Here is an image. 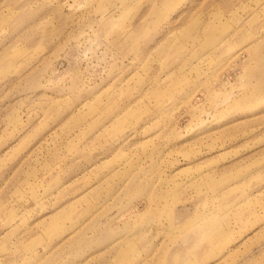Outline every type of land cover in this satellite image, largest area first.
<instances>
[{
	"label": "rangeland",
	"instance_id": "1",
	"mask_svg": "<svg viewBox=\"0 0 264 264\" xmlns=\"http://www.w3.org/2000/svg\"><path fill=\"white\" fill-rule=\"evenodd\" d=\"M0 264H264V0H0Z\"/></svg>",
	"mask_w": 264,
	"mask_h": 264
},
{
	"label": "crops",
	"instance_id": "2",
	"mask_svg": "<svg viewBox=\"0 0 264 264\" xmlns=\"http://www.w3.org/2000/svg\"><path fill=\"white\" fill-rule=\"evenodd\" d=\"M69 125V124H68Z\"/></svg>",
	"mask_w": 264,
	"mask_h": 264
}]
</instances>
